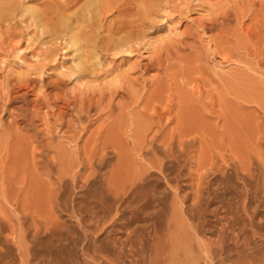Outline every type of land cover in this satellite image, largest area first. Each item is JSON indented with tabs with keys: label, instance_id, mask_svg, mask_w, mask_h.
I'll use <instances>...</instances> for the list:
<instances>
[{
	"label": "bare ground",
	"instance_id": "1",
	"mask_svg": "<svg viewBox=\"0 0 264 264\" xmlns=\"http://www.w3.org/2000/svg\"><path fill=\"white\" fill-rule=\"evenodd\" d=\"M30 1L33 3L35 2V4H32ZM143 1L144 0H28L29 4H27L26 0H0V20L10 22L12 16L15 17L16 15L21 14L18 17L16 16V18H20V16H22V18L20 19H22L23 21L24 15L26 17L25 21L27 22L25 23L24 21L23 23H25V26L27 24L26 27L29 29L32 26L31 32L35 33L37 36L46 35L47 37L49 36V39L50 37L56 39L60 38L62 41V45H64L63 42L66 43L65 47H67V45H71V47L74 49V58L72 56L73 62L71 61L72 67H75L74 70L76 68L77 69L75 71L71 70V74L69 75V77L72 75L70 78H75V76L73 75L77 73L75 74L77 75V80L79 78H82V76L89 74L90 70L91 74L94 72L92 76L95 74L94 69H96V67H94V64H96L95 62H97L95 61V58L99 55L97 54V52H95L96 50H98L95 48L97 43L96 45L94 44L95 46H92V48H95V51L89 52L91 50L90 48H88L89 42H91L90 45H93L92 42H94L93 40L89 41V37L92 31L95 30L94 28L99 29L97 25H100V23L103 22L105 17L109 15L111 11L112 13L115 11L117 14H115V17L117 19L116 28H112L113 30H109H112V34L115 35H111L112 37L109 34L106 37L104 36L107 39V42L104 45L105 49H103L105 51L117 49L114 51H118V49L120 48L125 51L124 53L129 54L132 51L133 47L136 46L137 48L136 42H140V40H138L137 36L135 37L134 31L136 30V28L140 29V27L145 26V21L143 18L140 19L141 17L139 16V13L138 15H136V10L134 11V9L139 4V2L143 3ZM147 1L149 2V0ZM147 1H144V3L146 4ZM162 2L159 1L158 3L161 4ZM142 3L140 4L142 5ZM253 3H255L256 5L257 2L253 1ZM146 9L150 10L148 7H146ZM139 11L141 15L142 11ZM144 12L145 11H143V14ZM262 13L264 15L263 11ZM138 16L140 18H138ZM145 16L146 14L144 15V17ZM22 21L20 20V23ZM211 23H213V21ZM219 23L216 22L214 25L218 26L217 24ZM109 28L110 27H108V29ZM28 31L27 34H30V31ZM109 31L108 33H110ZM121 32H123L122 34H125L124 32H127V35L124 36L121 34L122 36L116 40L115 36L117 35V33L119 34ZM244 33V36L248 38V42L252 43V48H254L255 46L254 49L256 52H258V55L256 54L257 57L253 60L255 61V63H253V67L255 69L264 68V45H261L264 39V18L257 20V22L253 25H250L248 27L246 26V28H244ZM31 36L35 37V35L33 36V34ZM36 38L37 37L33 39L37 40L38 38ZM105 38L103 39L105 40ZM60 39L58 40L60 41ZM100 39H102V37H100ZM51 40L52 38L50 39V41ZM58 40L53 42L56 43L58 42ZM27 41L29 42L28 39ZM52 43L45 42V44L47 45L51 44V46H54V44ZM42 44L45 47V44ZM141 44L143 43L141 42ZM51 46L48 48L46 46V49L48 51L44 53L49 54L48 56H55L56 54L52 55V53H54L56 49L54 50V48ZM69 46L67 47V49L70 48ZM251 46L247 48L245 46V48L251 49ZM146 47L147 46H145V48ZM119 51L121 52V50ZM255 51L254 53H252L255 54ZM234 53L235 52L230 53V55L228 56L224 55L225 57H222L223 59L225 58L227 60H230L231 58L236 56ZM185 56H188V54H186ZM160 58H162V56H160ZM165 58L166 57L162 59L158 58L156 60L152 59L153 61L151 60L148 63L145 62L146 64H144V67L142 69L143 72L140 73V75L138 74L139 76H141V74L143 75L144 71L146 73L155 64V66H157L156 68H159L158 65L163 68V74L159 77L156 73V77L150 79L146 78L145 75L143 79L140 77L141 80L145 81V84L144 81L140 82L143 84L140 88H131V85L129 87H127V85L118 86L113 83L116 86L112 87L109 84L110 89L107 92L105 91V88L103 91L99 90V92H97L99 88H96L97 90H95L94 85L93 90L90 89L91 91H89L88 89V92L86 91L81 93L80 86H78L79 89H76L80 90V93L74 94L75 91H73L71 92L73 95L68 96L67 92L65 93L66 89L64 90V88L61 87V93H52V91L43 92L44 90L42 91L40 89L45 84L43 85L42 82L39 83L40 79L38 80L36 78L35 80L33 79L34 82L32 85V80L27 81V78H29V76L26 77V80L24 81L26 85L24 83L21 84V82H23L22 80H24V77L20 79L21 81L18 79L20 83L18 81H15L17 83L13 82L14 84L12 83V85H9L11 88L7 85L9 89H6L8 91V101L7 99L6 101L10 103V101L12 100V103H14V105H11V107H9L7 105L8 103H6V101L4 103V101L2 100L4 104L2 105V102L0 104V112L2 110L5 112L7 111L10 118L6 129H3V133L0 136V175H2V180H0L4 183V180L7 179L6 182L8 183H6L7 185L4 187L7 201L18 202V200L20 199L23 200L24 197L27 198V200L25 199L26 201L29 200L31 201V203L32 201H35L34 204L30 203V207L31 209H33L32 207L34 206L36 208V201H39V203L37 204L42 205V203L44 204L48 200V195L53 194L52 190H49L48 185H52L53 187L55 186V191L57 192L55 196L60 199L59 196L61 191L59 189H61L60 187L65 179H72L75 185V180L76 178L78 179L79 173L85 177L84 173L87 172V170L89 172L87 173V177H85L86 180L88 179V177H91L93 175L95 177V175L99 172L97 166L105 164L106 161H108L106 159L107 156L111 153L112 155H115L116 161L114 160L115 162L112 164L111 169L107 174L102 172L101 173L103 179L106 181V189L110 194L108 196H111L113 204L108 205L107 208H104V211L102 213L93 211V216L92 218H90V224H92L95 228L98 229L102 225V227L104 228L105 224L107 222L109 223L112 218L111 215L109 220V216L107 215L108 212L110 214L111 210L112 212L116 213L117 216L119 214L118 211H120L118 205H120L122 201L124 202L126 197L133 195L136 190L145 187L144 184L146 183L145 180L147 174L152 172V170L163 173L166 167V163H169V161H176L178 163L184 161L182 167H188L190 175V190L188 192L184 191L185 193H182V184L180 183L181 179L179 180V178L174 182L168 180V186L170 187L169 189L173 191V198L170 207L171 210H169L170 212L166 218L165 225L162 226L163 224H160L162 226L161 227L156 221H153V223H148L152 224L153 228V231L151 232L152 235L149 232V235H151V238L150 236L148 237L150 238L148 239L150 240L149 243L148 241L146 242V239L144 240L143 238V236L147 234L146 232H144L143 236L140 234L136 235L138 233V230L136 229L137 227L134 228L137 233H135V231H131L133 230V228L129 229V233L126 235L129 236L128 238H126L125 236L124 240H121V238H118L119 240L116 239V241H123V243H118H120L121 245L123 244L122 246L125 247V252H127L125 253V258L127 260L116 261V263L112 262V264H264L259 258L261 257V255L258 257L253 254L247 253V251L250 249V243L248 240L250 236L247 238L242 235L241 232H239V228L237 227L240 223H243L245 230L247 227L248 229L250 228L251 231L253 230V225L256 221L257 205L252 206L253 204L250 201V198L245 195L239 200L237 199V205L239 204L238 206H236L235 203H228L226 205H224V203H221V205L216 206V199L211 194V182L208 180V178L209 175L212 174H224V164L215 167L216 162L213 161L214 165H210L208 163V160H206L203 155H193V153L195 154L196 149H198L196 148L197 144L200 143V148H202L205 144L203 136H208L207 134H209V136L211 134L212 136L215 133L213 131L212 124L208 122V116L214 114L215 107L212 103L208 104L209 100H207V103H205L206 96L204 92L200 91L199 87L197 89L191 88L190 94H188L187 97L181 96L178 98H174V90L172 87L173 83H169L172 82L173 78L171 79V72L170 74H168V69L172 68L170 65L172 62H169L170 64L167 63L170 59L166 60ZM96 59L99 60V57ZM90 60L95 61L94 63L92 62V68H90ZM187 60H189V58ZM179 61L181 62L180 59ZM194 62L193 63L195 65L198 63L196 61ZM251 62L252 60H250V63ZM100 63L97 64V66L100 65ZM168 64L171 68L168 67ZM192 66H190L191 68L188 67L184 70H180V72L183 73L180 78L184 77L185 79L183 80L185 81H189V79L191 80L194 78L202 79L203 73H200L203 72L200 71L202 67L199 65V71H197L198 66H195V68ZM97 68L101 69V67L99 66ZM98 70L96 69V72ZM37 75L39 76V74ZM147 75L148 74H146V76ZM218 75L220 77L223 76L222 78L224 80L225 75ZM247 77L242 78L246 79ZM140 78L135 77V79H133L135 80L133 83H135L136 85L140 84L138 82L136 83V80L139 81ZM222 78L217 77L215 79V77H213L214 80H212L215 82H221L223 81L221 80ZM66 79H64V81L68 80ZM83 80L81 81L82 83L84 82ZM64 81L60 82L64 83ZM248 81L243 84H247ZM250 81L252 80L250 79ZM35 82L38 83L36 85L37 88L41 87L39 91L35 89ZM28 83H31V85H28ZM39 84H41V86ZM88 84H86L85 82V85ZM22 85L27 86L28 89L25 88L26 90H21L24 88ZM38 85L40 87H38ZM82 85H84V83ZM188 85H190V83ZM214 85L215 84H213V86ZM235 85L230 86L229 84V86H227L233 92L238 93L239 91L237 92L236 90L240 88H235ZM1 87L3 89V86ZM72 89H74V87ZM217 89L219 90V88ZM213 90H215V88ZM41 91L42 93H40ZM62 91L64 93H62ZM216 94L218 96L217 92ZM235 96L237 97V95ZM247 96L248 95H246L245 97ZM252 96L253 95H250L247 98H251ZM218 99L220 100L219 96L216 100ZM14 100H19V102H14ZM216 100L215 102L218 103ZM215 102L213 103L215 104ZM42 113L44 115L40 117L39 115H41ZM223 115L225 114L223 113ZM48 117L53 118V121L55 122H51L54 123L53 126L55 125L58 131L50 124L51 122ZM209 118H211V116ZM20 122L23 124L19 127ZM17 125L19 129L25 128L26 130H30L31 128L32 131L28 132L25 130L26 132L24 131L25 134H23L20 132L22 130H17ZM42 125L46 127L41 128ZM94 125H97L96 128L94 127L95 129L92 127ZM15 127V131H11V129ZM53 129L56 130L57 134L60 132V143L62 142V140L66 141L67 145L63 148L67 152H62L59 140L57 141L58 143L56 145L55 136L57 134L55 133L54 135L55 131L53 132ZM192 135H197L198 139H191L190 137ZM62 144H64V142ZM56 146L60 147V151L57 150L58 147ZM157 149L161 151V157L157 155ZM51 151H54V153L52 154ZM211 159L213 160V158ZM165 161L168 162L165 163ZM53 165H55L57 167V170L59 171V173H55L58 174V182L56 184L59 183L60 187L58 185L56 186L54 184L55 181L53 180L52 184L47 183V181L45 180V176L51 177L50 175H47V173L51 171L52 174L51 168ZM107 165H109V162ZM81 168L85 172H82V170L81 172H79ZM244 171L247 172L246 174H250V171H247V169H245ZM19 172H22L25 177H29L30 182L28 183L32 186L31 188L29 187L30 189L28 191L27 189H25V187H16L17 182L14 181H16L17 179L19 180L18 176L20 177V175H22V173ZM82 175H80L81 178L83 177ZM4 177L5 179L3 180ZM48 177L47 180L49 182L51 178L48 179ZM86 180L84 181L86 182ZM53 187L51 188L54 189ZM22 192H24V195ZM41 200L45 201L40 202ZM37 207H39V209L36 208V215H30L31 223L27 225L28 227L26 230H31L36 235L39 234L47 225H49V227L51 228L50 229L48 227V230H58L60 227L59 223L57 222L59 221V218L56 214L54 216V210L58 209L59 207L52 206V208L56 207L55 209H51L50 207L52 211L50 216L56 218H52V221H50L49 224L48 221H46L45 216H48V213H50L51 211H47L48 213L45 212L47 214H43L44 211H42L41 207ZM42 207H44V205ZM24 218L18 219L19 221H23ZM245 221H247L248 223H245ZM20 224L23 223L21 222ZM11 225L14 226L13 224ZM12 228L14 230V227ZM142 228H144V226ZM152 228L150 227V229ZM13 230L11 231L12 233H14ZM46 230L47 228H45V231ZM130 231L132 232V234L130 233ZM214 231L217 233V235L216 237H211L209 233L214 234ZM241 235L243 236V238L241 237ZM256 236L257 235H255V237ZM14 245L16 246L15 248H17L22 258L20 264H27L24 250L25 240L20 237L16 241L14 240ZM262 256L264 258V255ZM107 263L111 264L110 261H107ZM0 264L9 263H5L3 261L0 262Z\"/></svg>",
	"mask_w": 264,
	"mask_h": 264
},
{
	"label": "rangeland",
	"instance_id": "2",
	"mask_svg": "<svg viewBox=\"0 0 264 264\" xmlns=\"http://www.w3.org/2000/svg\"><path fill=\"white\" fill-rule=\"evenodd\" d=\"M144 1L143 3L139 2V4L137 5L139 9L137 6L134 9V11L136 10V15H138L139 13V16L141 17L140 18L138 16V18L144 19L145 26L140 27L143 32L139 28H136L137 31H134L135 37L137 36L140 42H136L137 48L136 46L133 47L132 51L130 52L131 54L124 53L125 51L120 48L118 49V51H114L117 49H113L111 50L112 52L109 50H104V45L107 42V39L105 37L108 36V34L110 36L115 35L111 32L116 28L117 25V19L115 17L117 14L115 11L113 13L111 11L112 14L110 13L109 15H107V18L105 17L103 22L100 23V25H97L99 29L94 28V32L92 31L94 36L91 32V34L89 33L91 37H89V41H94L92 42L93 45H90L91 42H89L88 48H90L91 50L93 49L89 52L95 51V48L98 49L95 52H97V54L99 55V60H97L96 58L98 57H96L95 61L99 63L101 62L100 65H102H98L99 67H101V69L97 68V64L99 63L90 60V68L93 67L92 62H95L96 64H94V67H96L97 70H100H98V73V71L96 72V69H94L95 74L93 76L92 74L94 72L92 70L93 73L91 74L90 70L89 74L84 75L86 79L84 76H82V78L76 80L77 75L75 74L77 73L74 74L73 72L72 73L74 74L73 76H75V78H70L72 75L69 77V75L71 74V70L75 71L77 69L76 68L74 70L75 67H72V56L74 53V49L71 47V45H67V47H70L67 49V47H65L66 43L63 42L64 45H62V41L60 38L56 39L50 37V39L52 38V40L50 41L49 36H37L35 33L31 32L32 26L30 29L26 27L27 24L25 26V23L27 21H25L26 17L24 15L23 21L22 19H20L22 18V16H20V18H16V16L18 17L21 14H18L15 17L12 16V19L10 18V22L0 20V104L2 102L3 105L6 99L8 101L7 90L10 87L9 85H12L13 82L17 83L15 81H18L20 83V79L23 77L24 80H22L23 82H21V84H25L24 81L28 76L31 79L27 78V81L32 80V82L30 81L32 85L36 78L38 80L40 79L39 83L42 82L43 85L45 84L44 86H42V88L40 87L41 84H39L40 86L38 85V87H40V89L37 88L36 85L38 83L35 82V89H37L38 91L40 89L42 91L44 90L43 92L52 91V93H61V87L64 88V90L66 89L65 93L67 92L68 96L73 95L71 93L73 91H75L74 94L80 93V90H77L79 89L78 86H80L81 93L86 91L88 92V89L89 91L93 90L94 85L95 90H97L96 88H99L97 92H99V90L103 91L104 88L106 92L109 91L110 85L112 87H115L116 85H127V87H129L131 85V88H140L141 85H143L140 82L144 81L141 80V78L143 79L144 75L146 78L150 79L156 77V73L159 77L163 74V68H161L159 65L158 67L160 69L156 68L157 66H155V64V67L153 66L154 68L151 67L148 70L149 73L148 71L146 73L144 71L143 75L141 74V76H139L140 73L143 72L142 69L144 67V64L150 62L152 59L156 60L158 58L162 59L164 57H166V60L170 59L171 61L168 60L167 63L172 62L171 64L169 63L172 68L168 64V67L171 68L168 69V74H170L171 72L170 75L171 79L173 78V80L172 82H168L173 83L172 87L174 90V98H178L181 96L187 97V95L190 94L191 88L197 89L199 87L200 91L204 92L206 96L205 103H207V100H209L208 104L212 103L215 107L214 114L208 116V122L212 124V128L215 133L212 136L211 134L210 136L209 134H207L208 136H203L205 144L207 145L204 144L203 147L201 146L202 148H200V143L197 144L196 148L198 149H196V152L195 154L193 153V155H203L206 160H208V163L210 165H214V162H216L215 167L224 164V174H212L209 175L208 178V180L211 182V194L216 199V206L221 205V203H224V205L228 203H235L236 206H238L239 204L237 205V199L239 200L245 195L250 198V201L253 204L252 206L257 205L256 221L253 225V230L251 231L250 228L249 230L248 227L245 230L243 223H240L237 227L239 228V232H241L242 235L247 238L250 236L248 238L250 249L247 251V253L253 254L258 257L261 255V257L259 258L262 263H264V258L262 256L264 255V68L256 67L257 69H255L253 67V63H255V61L253 60L257 57L258 52L255 51V46L254 48H252V43L248 42V38L244 36V28H246V26L248 27L250 25H253L257 22V20L264 18V15L262 13V11L264 12V0H151L152 2L149 0V2L147 1L148 3L146 2V4L144 3ZM157 1L163 2L160 4ZM253 1L257 2L256 5L255 3H253ZM26 2L27 4H29L28 0H26ZM31 3L35 4V2ZM140 3H142V5ZM146 7H148L150 10L146 9ZM253 9L256 11H254ZM139 10L142 11L141 15ZM143 11H145L144 14ZM145 14L146 16L144 17ZM20 20L22 21L21 23ZM24 21L25 23H23ZM212 21L213 23H211ZM216 22H220V26L219 24H217L218 26L214 25ZM107 25L108 27H110L109 29ZM28 29L30 31V34L28 33L29 35L27 34ZM110 29L112 30L109 31ZM107 30L110 33H108ZM122 33L123 32L119 33L120 35L117 33L115 39L117 40L122 35H127V32H124L125 34ZM32 34L33 36L35 35V37L38 38H36L38 41L33 39L35 37H32ZM100 37H102V39H100ZM103 38H105V40ZM27 39L29 40V42L27 41ZM55 39H60V41L58 40V42L54 43L56 41ZM45 42H53L52 44H54V46H51V44L47 45L45 44ZM141 42L143 44H141ZM42 43L45 44V47ZM261 45H264V39ZM46 46L47 48L51 46L54 48V50L56 49L55 52L52 53V55H56L48 56L49 54L44 53L48 51L46 49ZM92 46H95V48H92ZM145 46L147 47L145 48ZM245 46L246 48L251 46V49H246ZM119 50H121V52ZM254 51L256 52L255 54H253ZM233 52H235V57L231 58L230 60H227L225 58V60L223 59V57H225L224 55L228 56ZM186 54H188V56H185ZM160 56H162V58H160ZM148 58L152 59L149 60ZM185 58H189V60ZM179 59L181 60V62L179 61ZM250 60H252L251 63ZM194 61L198 63L195 65ZM194 65L196 67L198 66V69L196 68L197 71H199V65L204 69L203 70L200 67V71H203L200 72L203 73L202 79L193 77L194 79L185 81L183 80L185 79L184 77L180 78L181 75H183L180 70H184L188 67L191 68L190 66L195 68ZM39 71L42 72L40 73ZM37 74H39V76ZM146 74L148 75L146 76ZM172 74L173 76H175L173 77ZM218 74H220L221 76L225 75L224 80L222 78L223 76L220 77ZM216 76L218 78H222L221 80L223 81H213V77H215L216 79ZM235 76L237 79L235 78ZM135 77H141L140 80L138 79L139 81L136 80V83L138 82L140 84L136 85L135 83H133L135 81L133 80L135 79ZM242 77L247 78L244 79ZM64 79H66L67 81H64ZM250 79L252 81H250ZM82 80L84 81V85L85 82L86 84H90L84 86L82 85ZM245 80L248 81L247 84H243L246 83ZM60 81H64V83ZM188 82L190 83V85H188ZM31 83H28V85H31ZM113 83H115L116 85ZM228 83L230 84V86H234L236 84L235 88H240L236 91H239L240 93L233 92L228 87ZM213 84L215 85L213 86ZM25 85H22L24 88L21 90H24L25 88L28 89ZM1 86H3V89ZM73 87L74 89H72ZM100 87L103 89H101ZM203 88L206 89L204 90ZM214 88L216 91L213 90ZM217 88H219V90ZM42 91L40 93H42ZM216 92L218 93V96L220 98V100L218 99L219 101L216 100L218 98ZM62 93L64 92L62 91ZM1 94L4 96H2ZM234 94L237 95V97ZM249 94L253 96L251 98H247L250 96ZM246 95L248 96L245 97ZM214 99L218 103H216ZM2 100L4 101V103ZM7 101L6 103H8ZM15 101L16 100H14V102ZM17 101L19 102V100ZM213 102H215V104ZM7 105L11 107V105H14V103H12L11 100ZM0 113L4 114H0L1 136V134L3 133V129H6L10 118L7 111L5 112L2 110ZM223 113L225 115H223ZM42 115L44 114L42 113L39 116L42 117ZM210 116L211 118H209ZM48 119L50 120V122L53 121V118L48 117ZM53 122L50 123L52 126L54 124ZM20 123L19 127L23 124ZM96 126L94 125L92 127L96 128ZM45 127L44 125H42L41 128ZM53 128L57 130L55 125L53 126ZM15 129L16 127L11 129V131H15ZM55 129H53V132L55 131L54 135L56 133ZM17 130H22L20 132L23 134H25L26 131H32L31 128L30 130H26L25 128H18ZM59 133H56L58 136H55L56 145L58 143L57 141L60 139ZM190 138L198 139V136L192 135ZM63 142L64 144H62ZM66 145V141L62 140V142L60 143L62 152L66 151L63 148ZM60 147H58V151H60ZM156 152L157 155L161 157V151L157 149ZM51 153L53 154L54 151H51ZM108 156L106 158L108 161H106L105 164L97 166L99 172L95 175V177L93 175L91 177H88V179L86 180L85 177H87V173L89 171L87 170V172H85L81 168L79 172H81V170L82 172H85V177L79 173L78 179L76 178L75 180V185L72 179H65L61 187L59 183L56 184L58 182V174L56 173H59V171L57 170V167L55 165L52 166V174L51 171L47 173V175H50L51 177L45 176L46 178H44L49 184H52L53 181H55L54 184L56 186L58 185L61 188L59 189L61 191H59L60 199L55 196L57 194V192L55 191V186L53 187L52 185H48L49 190H52L53 194H49L50 196L48 195V200L44 204H37L39 203V201H36V205L41 207L42 211H44L43 214L47 211L50 212L51 209L59 207L60 209L58 208L54 210V216L55 214L58 216L59 221L57 222L59 223L60 227L58 230L53 231L50 230L51 228L49 227V225H47L45 226V228H47L48 230L49 227L50 231H45L44 228V231L42 230L37 235L34 234L31 230L27 231L26 229L28 227L27 225L31 223L30 215H36V211L37 209H39V207L36 206V209L34 206L32 207L33 209H31L30 206L32 203L34 204L35 201H32L31 203V201L29 200L26 201L27 198L24 197L23 200L20 199L18 200V202H8L6 198V192L4 190V187L8 182H6L7 179H5L4 177L3 180H5L3 183V181H1L2 175H0V262L4 261L5 263L9 264H20L22 258L17 248H15L16 246L14 245V240L16 241L20 237L25 240L24 250L27 264H105L107 263V261H110L112 264V262L116 263V261H126L127 259L125 258V253L127 252H125V247L122 246L123 244H120L121 242L123 243V241H116V239L121 238V240H124V237L129 233V229L133 228V230H131L133 232L135 231L134 228L136 227V229L138 230V233L135 231V233H137L136 235L140 234L143 236L144 232H146V235L148 236L144 235L143 238L144 240L146 239V242L148 241L149 243L150 240L148 239L151 238V232L153 231V228L152 224L148 223H153V221H156L159 225L163 224L162 226H164L166 218L170 212L169 210H171L170 207L173 198V191L169 189L170 187L168 186V180L174 182L179 178V180L181 179L180 183L182 184V193L188 192L190 190V175L188 167H182L184 161H181L179 163L176 161H169V163H166L168 161H165L166 167L164 172L161 173L159 171L152 170V172L147 174V181L145 180L146 183L144 182L145 189L141 188L139 190H136L134 192L135 195L133 194L129 197H126L124 202L122 201V203L118 205L120 211H118L119 214L117 213V216L116 213L110 210V214L108 212L107 215L109 216V220L112 215V218L110 220L111 222L108 220L109 223L107 222L108 224L106 223L104 228L102 227V225L97 229L92 224H90V218H92L93 216V211L102 213L104 211V208H107L108 205L113 204L111 196H108L110 194L106 189V181L102 176V173L107 174L110 171L112 164L116 161L115 155H112L110 153ZM211 158H213V160ZM108 162L109 165H107ZM245 169H247V171H250V174H246L247 172L244 171ZM80 175H82L83 177L81 178ZM24 177L25 176L22 173L20 177L18 176L19 180L16 178L17 180L15 179L16 181L14 182H17V188L25 187V189H27L28 191L32 185L28 183L30 182L29 177ZM47 177L48 179L51 178L49 182L47 180ZM84 180H86V182ZM51 187H53L54 189H52ZM137 191L141 194H139ZM22 193L24 195V192ZM44 201L41 200L40 202ZM52 202L54 203V205ZM43 205L44 207H42ZM51 205L56 207L52 208ZM51 213L52 211L48 213V216H45L48 224L50 223V221H52V218H56L51 217ZM18 218H24V220L19 221ZM21 222L23 224H20ZM245 223L248 222L245 221ZM11 224H13L14 226H12ZM89 225H91L92 227ZM143 226L146 229L142 228ZM10 227H14V230ZM147 227L149 231L147 230ZM150 227L152 229H150ZM12 230L14 231V233L11 232ZM131 231L130 233L132 234ZM149 232L151 235H149ZM209 235L211 237H216L217 233L214 231V234L209 233ZM242 235L241 237L243 238ZM255 235L257 236L255 237ZM260 235L262 238L260 237ZM149 236L150 238H148ZM128 237L129 236H126V238Z\"/></svg>",
	"mask_w": 264,
	"mask_h": 264
}]
</instances>
